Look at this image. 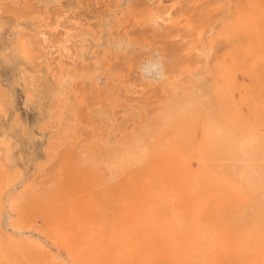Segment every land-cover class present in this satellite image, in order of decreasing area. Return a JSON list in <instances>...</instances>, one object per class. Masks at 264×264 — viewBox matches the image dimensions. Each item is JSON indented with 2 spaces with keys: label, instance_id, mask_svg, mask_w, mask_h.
<instances>
[{
  "label": "bare ground",
  "instance_id": "1",
  "mask_svg": "<svg viewBox=\"0 0 264 264\" xmlns=\"http://www.w3.org/2000/svg\"><path fill=\"white\" fill-rule=\"evenodd\" d=\"M76 2L0 0V264H264V0Z\"/></svg>",
  "mask_w": 264,
  "mask_h": 264
},
{
  "label": "rangeland",
  "instance_id": "2",
  "mask_svg": "<svg viewBox=\"0 0 264 264\" xmlns=\"http://www.w3.org/2000/svg\"><path fill=\"white\" fill-rule=\"evenodd\" d=\"M63 2H73V4H77L76 0H62ZM169 2V0H165V3ZM76 13L77 15H84L85 17L90 16V17H96L99 14H106L107 15V10L106 7L103 6V4H100L97 2V0H90V3L88 6L86 4H81L76 6ZM87 28V26L85 25ZM158 33L163 32V26L161 24L156 25L155 29ZM11 34L9 33V30L6 29L2 36L0 37V48L4 47L5 42L8 40V37ZM121 50L124 51L127 55L134 53L136 49V43L128 42V41H121ZM0 75L2 77V80L4 81L5 84H9L13 81L15 75H16V63H7L4 62L3 59H0ZM15 105L14 108H10V115L14 113V111H18L20 113L21 119L23 122L28 125L29 129L33 130L34 132L38 133L39 130V125L38 122L40 121L42 117V111L41 109L37 106V104H27L26 102V93L24 91V87L22 85H16L15 86ZM9 116L4 120V123L11 117ZM124 120V119H122ZM7 123V122H6ZM5 123V124H6ZM4 124V125H5ZM3 126L0 123V129ZM15 136H18L17 138H21V145L19 147V151L24 152V161H29V159L32 158L34 154H41L43 152V146L44 143L47 140V134L48 132H40L38 133L37 138L33 142H29V139L27 137L23 138L21 136V132L15 130L13 131Z\"/></svg>",
  "mask_w": 264,
  "mask_h": 264
}]
</instances>
